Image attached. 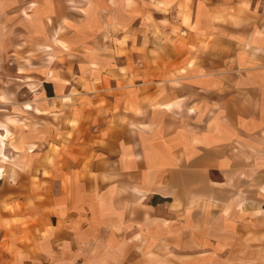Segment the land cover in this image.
I'll return each mask as SVG.
<instances>
[{"label": "crops", "instance_id": "1", "mask_svg": "<svg viewBox=\"0 0 264 264\" xmlns=\"http://www.w3.org/2000/svg\"><path fill=\"white\" fill-rule=\"evenodd\" d=\"M191 1L171 100H132L104 158L0 222V264H264V0Z\"/></svg>", "mask_w": 264, "mask_h": 264}, {"label": "rangeland", "instance_id": "2", "mask_svg": "<svg viewBox=\"0 0 264 264\" xmlns=\"http://www.w3.org/2000/svg\"><path fill=\"white\" fill-rule=\"evenodd\" d=\"M148 1L119 2L116 15L98 17L83 0H0V222L6 228L69 186L76 156L84 169L104 158L122 125L136 120L132 100L143 97L150 106L171 100L185 68L174 58L187 44L176 15H187L194 3L155 1L153 10Z\"/></svg>", "mask_w": 264, "mask_h": 264}]
</instances>
